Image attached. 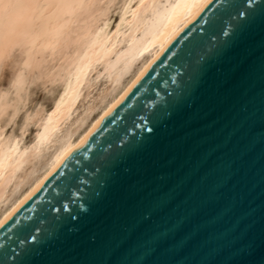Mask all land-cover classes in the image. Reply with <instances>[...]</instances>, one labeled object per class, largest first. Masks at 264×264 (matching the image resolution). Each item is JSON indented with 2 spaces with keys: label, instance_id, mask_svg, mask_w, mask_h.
<instances>
[{
  "label": "snow or ice",
  "instance_id": "1",
  "mask_svg": "<svg viewBox=\"0 0 264 264\" xmlns=\"http://www.w3.org/2000/svg\"><path fill=\"white\" fill-rule=\"evenodd\" d=\"M205 7L198 27L185 32L161 61L164 72L149 103L130 112L124 127L90 158L76 161L78 168L63 180L68 197L54 189L39 209L41 224L69 221L72 231L117 174L130 179L94 264H264V186L257 199L249 177L254 148L264 161V0H208ZM205 88L207 112L194 114L164 170L117 169L151 140H130L131 128L154 135L163 116L191 111ZM82 173L95 177L94 184L81 179ZM74 196L80 203L61 215L70 208L64 200ZM13 223L19 226L16 239L0 244V264H39L42 245L29 241L46 230ZM96 240L89 236L93 245Z\"/></svg>",
  "mask_w": 264,
  "mask_h": 264
},
{
  "label": "bare ground",
  "instance_id": "2",
  "mask_svg": "<svg viewBox=\"0 0 264 264\" xmlns=\"http://www.w3.org/2000/svg\"><path fill=\"white\" fill-rule=\"evenodd\" d=\"M207 3L0 0V70L18 57L0 88V224ZM37 81L52 92L48 108L28 107ZM22 112L17 131H9Z\"/></svg>",
  "mask_w": 264,
  "mask_h": 264
},
{
  "label": "water",
  "instance_id": "3",
  "mask_svg": "<svg viewBox=\"0 0 264 264\" xmlns=\"http://www.w3.org/2000/svg\"><path fill=\"white\" fill-rule=\"evenodd\" d=\"M206 12L207 8L204 6L169 42L74 150L0 224V244L7 246L16 239L19 226L13 222L19 220L20 224L31 223L46 230L44 233H36V241H29L37 247L42 245L43 255L39 258V264H94L98 259L100 248L106 243L113 208L127 194L131 180L117 174L104 197L98 201L93 210L72 231L68 230L73 227L69 221L53 224L49 220L41 224L38 220L40 216L39 209L48 205L54 189H57L62 196L68 197L69 192L65 188L63 180L69 174V170L74 167L78 168L76 161L83 162L86 157L90 158L99 145L112 139L116 129L124 127V118L130 112L139 111L142 105L149 103L148 98L154 95L153 86L164 72L161 61L166 56L171 55L170 49L172 51L176 50L173 49V45L185 32L198 27V21ZM207 108L208 91L205 88L196 93L191 111H181L171 117L163 116L154 135L150 134L147 128H131L127 133L130 140L139 142L142 138L150 135L151 140L140 146L139 151L127 160L122 163L118 162L117 169L126 165L132 169L133 173L146 170L155 172L164 170L166 162L173 155L175 145L184 135L194 114H203L207 112ZM145 111L150 112L152 109H146ZM138 123L142 122L138 121ZM249 177L256 188V198L258 199L261 188L264 186V161L261 159L258 148L253 149L252 168ZM81 179L91 181L93 184L95 182V177L88 173H82ZM58 185L59 188H57ZM64 203L70 204V208L61 213V215L67 217L68 211L75 208L80 200L78 196H74L71 202L65 199ZM80 211L87 212V207ZM93 233L97 237L95 245L89 241V236ZM257 251L260 252L259 245H257Z\"/></svg>",
  "mask_w": 264,
  "mask_h": 264
},
{
  "label": "rangeland",
  "instance_id": "4",
  "mask_svg": "<svg viewBox=\"0 0 264 264\" xmlns=\"http://www.w3.org/2000/svg\"><path fill=\"white\" fill-rule=\"evenodd\" d=\"M115 18V17H114ZM15 54H18V52H15L14 54H13V56L15 55ZM13 56H11L12 57V61L14 60L13 58H15L16 56H18V55H16L15 57H13ZM18 57H16L15 58V60L12 62V64H11V61H10V58H9V60H8V66L6 65V67H7V69H6V67L4 66L3 67V70H2V68H1V75H0V88H3V87H6L7 85H8V81L10 80V78H11V75H12V72L14 71V69H13V63H14V65H16V59H17ZM16 67V66H15ZM6 69V70H5ZM12 69H13V71H12ZM6 79V80H5ZM102 81V80H101ZM100 81V82H101ZM35 84H33L34 86H32V84L30 85V87H31V91H30V89H29V93H31L30 94V96L31 97H29V104H28V107H31L32 105H34V104H36V103H42L43 105H45L47 108L50 106V103H51V99H52V92H49V91H46V90H44L42 87H41V85H40V83L37 81V82H34ZM5 84H7V85H5ZM5 85V86H4ZM47 93H49V94H47ZM23 114V112L22 113H20L19 114V116L17 117V119L15 120V122H13L9 127H8V130L10 131V129H11V131H13L12 129H15L14 131L16 132L17 131V129H18V125H19V123H20V121H21V118H22V115ZM14 124V125H13ZM32 126L33 125H31L30 127L32 128ZM34 129L32 128V129H28V133L26 134V137H25V139H27V141L28 140H30L31 139V137H32V131H33ZM32 133V134H31Z\"/></svg>",
  "mask_w": 264,
  "mask_h": 264
}]
</instances>
